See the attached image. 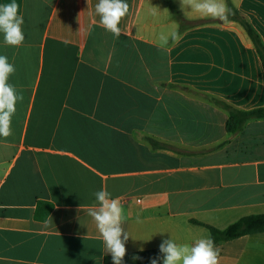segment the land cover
Returning a JSON list of instances; mask_svg holds the SVG:
<instances>
[{"label": "crops", "instance_id": "0c3cea01", "mask_svg": "<svg viewBox=\"0 0 264 264\" xmlns=\"http://www.w3.org/2000/svg\"><path fill=\"white\" fill-rule=\"evenodd\" d=\"M228 1L264 43V0ZM17 2L23 45L0 34L23 95L0 137V264H113L87 215L101 189L124 209L123 264H151L163 239L210 238L192 221L223 230L264 214V119L229 134L211 101L264 108L262 61L238 23L184 15L179 0H125L117 39L98 0ZM173 31L182 39L161 49ZM216 247L218 264H264V233Z\"/></svg>", "mask_w": 264, "mask_h": 264}, {"label": "clouds", "instance_id": "9594fccd", "mask_svg": "<svg viewBox=\"0 0 264 264\" xmlns=\"http://www.w3.org/2000/svg\"><path fill=\"white\" fill-rule=\"evenodd\" d=\"M180 9L187 15L195 11L205 17L227 23L231 10L223 0H179ZM129 12V4L125 0H98L95 13L99 16V25L110 32L115 38L121 36L119 24ZM24 17L20 14V5L17 0L0 3V34L7 46L20 47L25 41L22 26ZM182 39L178 31L159 36V47L166 49L171 40L177 43ZM14 64L8 61L7 56L0 55V137L12 135V120L16 114V105L22 102L23 95L9 83V78L15 73ZM96 204L87 209V215L92 218L100 235L107 254L111 255L113 264H123L126 256V242L130 235L124 228V209L118 198L101 189L94 193ZM52 222V219H51ZM163 234V233H161ZM143 251V248L140 249ZM161 255L153 258L151 264H218L220 255L212 238H202L194 244H178L172 238L163 239L159 245ZM133 259H140L139 256Z\"/></svg>", "mask_w": 264, "mask_h": 264}, {"label": "trees", "instance_id": "16d2710c", "mask_svg": "<svg viewBox=\"0 0 264 264\" xmlns=\"http://www.w3.org/2000/svg\"><path fill=\"white\" fill-rule=\"evenodd\" d=\"M228 8L231 10L228 22H236L246 31L258 55L260 56L264 69V43L262 42L260 35L251 23L229 1ZM176 19L182 26H185L186 21L180 16L177 15ZM211 101L228 113L229 118L226 122V130L229 134L234 135L239 133L244 128L245 124L250 120L264 119V108L243 111L237 110L229 104L217 99H211ZM50 210V207L46 208L45 211L40 213V217H47L50 214ZM191 223L206 227L210 233V238L214 240L215 245L264 233V214L243 217L223 230L197 221H192ZM159 255L160 254L158 252L155 253L156 257Z\"/></svg>", "mask_w": 264, "mask_h": 264}]
</instances>
